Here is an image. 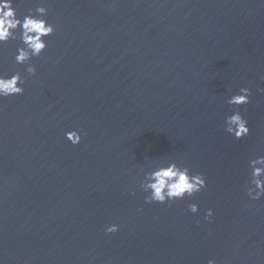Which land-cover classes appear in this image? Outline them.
I'll use <instances>...</instances> for the list:
<instances>
[{
    "label": "water",
    "instance_id": "obj_1",
    "mask_svg": "<svg viewBox=\"0 0 264 264\" xmlns=\"http://www.w3.org/2000/svg\"><path fill=\"white\" fill-rule=\"evenodd\" d=\"M41 4L56 30L36 74L19 39L0 45V74L26 78L0 98V264H264V197L245 187L264 155V0H15ZM242 87L237 140L224 124ZM165 160L207 187L146 203Z\"/></svg>",
    "mask_w": 264,
    "mask_h": 264
},
{
    "label": "clouds",
    "instance_id": "obj_2",
    "mask_svg": "<svg viewBox=\"0 0 264 264\" xmlns=\"http://www.w3.org/2000/svg\"><path fill=\"white\" fill-rule=\"evenodd\" d=\"M48 9L42 4L34 10L29 9L27 14L20 15L15 6V0H0V45L10 40L19 39L21 46L17 47L14 60L16 64L27 65L29 75L36 74V67L31 63L34 57H39L47 48V37L55 32V26L48 22ZM26 78L19 71L13 74H0V98L22 95L25 91L23 85ZM260 91H264L261 89ZM251 91L242 87L239 92L231 95L227 103L235 106L232 114L225 117L224 130L235 139L240 140L249 135L248 121L241 114L239 107L249 104ZM65 137L73 145L81 142L78 131L72 130L65 133ZM247 167L250 169L249 179L246 184V195L252 201L264 197V155L249 158ZM207 187L206 178L202 173H193L188 166L175 161L165 160L157 163L148 171L140 182V188L146 193V203L165 204L170 201L183 200L193 197ZM192 214L199 212V206L191 203L188 206ZM214 215L212 209L206 210L205 218ZM119 231L116 224L106 227V232ZM208 264H215L209 260Z\"/></svg>",
    "mask_w": 264,
    "mask_h": 264
}]
</instances>
